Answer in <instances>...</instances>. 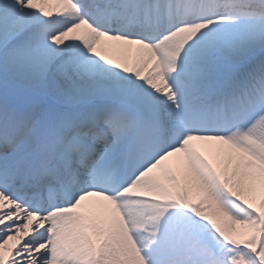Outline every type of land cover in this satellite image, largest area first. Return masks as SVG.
<instances>
[{
    "label": "snow or ice",
    "instance_id": "snow-or-ice-1",
    "mask_svg": "<svg viewBox=\"0 0 264 264\" xmlns=\"http://www.w3.org/2000/svg\"><path fill=\"white\" fill-rule=\"evenodd\" d=\"M0 264H264V0H0Z\"/></svg>",
    "mask_w": 264,
    "mask_h": 264
}]
</instances>
